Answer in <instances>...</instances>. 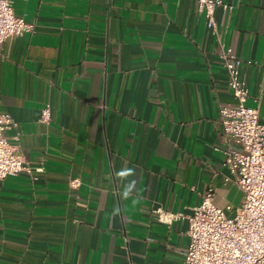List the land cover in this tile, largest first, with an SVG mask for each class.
<instances>
[{"label": "crops", "instance_id": "0c3cea01", "mask_svg": "<svg viewBox=\"0 0 264 264\" xmlns=\"http://www.w3.org/2000/svg\"><path fill=\"white\" fill-rule=\"evenodd\" d=\"M196 1L15 0L35 29L0 47V110L32 169L0 181V264H184L208 186L234 215L220 42L264 122V0H224L218 35Z\"/></svg>", "mask_w": 264, "mask_h": 264}, {"label": "built area", "instance_id": "2783aa9c", "mask_svg": "<svg viewBox=\"0 0 264 264\" xmlns=\"http://www.w3.org/2000/svg\"><path fill=\"white\" fill-rule=\"evenodd\" d=\"M14 2L0 0V47L5 39L35 29L34 23L16 15ZM196 5L204 12L210 30L218 35L216 9L232 6L224 0H197ZM220 57L235 98L234 103L219 109V123L227 140V146L221 150L243 198L234 215L230 216L214 202V187H207L200 203L187 215L189 243L184 251V264H264V122L258 107L247 104L249 89L241 78L242 59L232 46L222 42ZM50 116L51 109L47 104L41 119L48 121ZM15 125L11 114L0 110V181L32 169L9 135ZM13 138L18 139L17 136ZM70 184L78 187L81 179L73 178ZM154 212L160 222L167 224L182 215L161 207Z\"/></svg>", "mask_w": 264, "mask_h": 264}, {"label": "clouds", "instance_id": "9594fccd", "mask_svg": "<svg viewBox=\"0 0 264 264\" xmlns=\"http://www.w3.org/2000/svg\"><path fill=\"white\" fill-rule=\"evenodd\" d=\"M133 187H134V184H133Z\"/></svg>", "mask_w": 264, "mask_h": 264}]
</instances>
